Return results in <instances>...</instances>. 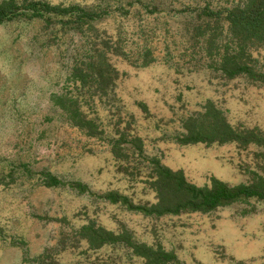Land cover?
Returning <instances> with one entry per match:
<instances>
[{
	"label": "rangeland",
	"instance_id": "obj_1",
	"mask_svg": "<svg viewBox=\"0 0 264 264\" xmlns=\"http://www.w3.org/2000/svg\"><path fill=\"white\" fill-rule=\"evenodd\" d=\"M51 1L101 6L113 12L108 27L129 32L137 29L140 20L152 21L153 17L160 18L154 21L160 31L181 25L182 17L175 14L183 4L195 2L154 0L157 9L146 17L148 6L142 7L138 1L132 5L131 0ZM233 1L237 0L212 3L224 8ZM58 29L41 20L0 25V171L2 165L7 173L9 163L17 166L25 162L36 172L47 169L66 181L80 180L98 195L118 190L137 204L156 201L148 183L152 172L145 156L159 157L163 164L182 170L189 181L201 186L213 177L235 185L264 176L263 145H181L174 137L181 130L182 118L200 110L209 99L234 126L264 133V85L245 77L226 79L199 65L201 54L180 60L179 65L171 63L177 60L167 63L163 39L156 36L160 57L156 64L138 69L122 64L130 74L121 92L125 106L135 116L131 133L145 141V156H133L128 163L115 158L108 140L88 137L69 125L53 105L51 95L71 85L72 53L79 44L78 34ZM177 30L171 27V31ZM253 51L264 70V49ZM139 102H144L147 110ZM89 220L116 231L126 227L136 239L174 251L179 262L172 264H264V199L250 198L210 213L155 217L99 196L79 194L67 186L48 188L24 177L0 184V264H30L24 259L25 251L33 258L46 250L51 253L60 242L62 260L74 264H144L142 258L113 246L85 254L72 227ZM46 260L58 263L57 258Z\"/></svg>",
	"mask_w": 264,
	"mask_h": 264
},
{
	"label": "trees",
	"instance_id": "obj_2",
	"mask_svg": "<svg viewBox=\"0 0 264 264\" xmlns=\"http://www.w3.org/2000/svg\"><path fill=\"white\" fill-rule=\"evenodd\" d=\"M136 1L142 7L145 3L148 6L146 17L157 9L154 0H131V5ZM194 1L183 4L179 13L175 14L182 17L181 31L177 30L181 25L173 24L160 31L156 26L158 17H153L152 21L146 20V17L145 22L140 20L135 31H116L108 27L107 19L113 12L106 8L51 0H2L0 25L13 20H41L47 27L79 35L68 76L71 85L54 92L51 101L69 125L88 137L108 140L115 158L131 163L133 156H145V141L131 133V118L135 116L125 106V96L121 92L125 77L130 74L122 64L137 69L156 64L160 58L154 44L156 36L163 39L165 46L162 52L167 63L177 60L171 63L179 65L180 60L186 61L189 56L193 58L195 54H201L197 59L199 65H206L226 79L245 77L252 83L264 85V70L253 51L264 49V0H237L224 8L213 6L212 0ZM171 27L177 31H171ZM173 44L177 46L172 47ZM138 105L147 110L144 102ZM112 110L116 112L110 114ZM180 128L174 137L181 145L236 142L264 146L263 132L256 128L234 126L211 99L200 110L182 118ZM145 159L152 172L148 183L156 193L153 203L137 204L118 190L98 195L80 180L66 181L47 169L36 172L25 162L17 166L9 163L7 173H4L5 165H2L0 184L7 185L22 177L33 178L36 184L44 187L67 186L79 194L99 196L127 210L155 217L210 213L250 198L264 199V176L258 175L249 183L235 185L213 177L209 184L201 186L189 181L182 170L163 164L157 156H145ZM17 170L20 171L19 176ZM7 178L9 182H6ZM72 234L84 245L85 254L113 246L142 258L144 264L179 262L174 251L140 241L126 227L116 231L96 220H89L79 227H72ZM61 244L51 249V253L46 250L33 258L25 251L24 259L30 264H49L46 258L50 257L57 258V264H74L62 260Z\"/></svg>",
	"mask_w": 264,
	"mask_h": 264
}]
</instances>
